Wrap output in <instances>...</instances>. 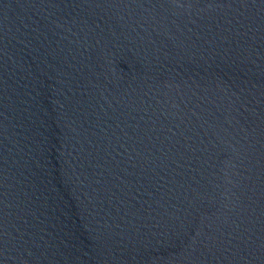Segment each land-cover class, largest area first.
Masks as SVG:
<instances>
[{
	"label": "water",
	"instance_id": "1",
	"mask_svg": "<svg viewBox=\"0 0 264 264\" xmlns=\"http://www.w3.org/2000/svg\"><path fill=\"white\" fill-rule=\"evenodd\" d=\"M0 264H264V0H0Z\"/></svg>",
	"mask_w": 264,
	"mask_h": 264
}]
</instances>
